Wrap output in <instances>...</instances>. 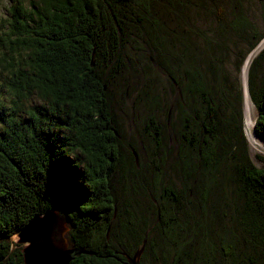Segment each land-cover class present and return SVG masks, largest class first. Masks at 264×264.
I'll list each match as a JSON object with an SVG mask.
<instances>
[{
  "label": "trees",
  "instance_id": "trees-1",
  "mask_svg": "<svg viewBox=\"0 0 264 264\" xmlns=\"http://www.w3.org/2000/svg\"><path fill=\"white\" fill-rule=\"evenodd\" d=\"M9 1L0 264H24L16 232L65 201L78 250L69 264H130L142 247L139 264H264V164L250 153L241 86L264 26L245 0ZM248 91L264 139V48ZM113 99L140 121L137 141Z\"/></svg>",
  "mask_w": 264,
  "mask_h": 264
},
{
  "label": "rangeland",
  "instance_id": "rangeland-1",
  "mask_svg": "<svg viewBox=\"0 0 264 264\" xmlns=\"http://www.w3.org/2000/svg\"><path fill=\"white\" fill-rule=\"evenodd\" d=\"M28 1V0H27ZM244 4V11L246 15L249 17L250 21L254 23L259 24V29L263 30V24H264V0H245L242 2V5ZM10 5V1L8 0H0V26H2V20L6 15V8H8ZM235 6L237 8L234 9V11H237V9L241 8V5L239 4V1L235 2ZM200 29L207 35L210 36V34L216 33V25L217 21L215 20H209V19H200ZM213 26V27H212ZM212 30V31H211ZM1 33V31H0ZM201 41H204V38L202 37L200 39ZM235 44L234 46H238L240 48H246L248 44L243 42V38L237 37V39H234ZM219 42V41H218ZM264 48V38L261 39L260 42L257 43L256 47L247 55V58L244 61V65L241 70V86L243 87V110H244V131L245 135L248 140L249 149L251 156L253 157L254 162L258 166H263L264 162L262 159L258 158L257 156H264V139H262L260 136H258L254 131L255 121L257 119V109L253 101L251 100L249 91H248V69L249 64L251 60ZM234 51L238 53V49L234 48ZM234 71V70H233ZM158 71L156 70L155 73ZM137 88L134 89L131 99L129 102L131 103L133 99H135L138 95L137 92H135ZM125 104V103H124ZM119 105L121 103L117 100H112L111 106H112V114L115 118L118 119L120 123H123L126 125L125 132H126V138L137 141V126L140 125V121L137 119L136 122L134 120V113L127 114L126 117H124V110H122ZM126 105V104H125ZM124 111V112H123ZM129 115V118H127ZM132 117V120L130 119ZM125 119V120H124ZM70 229L69 224H67V229L64 232L57 231V238L63 241H66L69 245V247H72V244L70 242Z\"/></svg>",
  "mask_w": 264,
  "mask_h": 264
},
{
  "label": "water",
  "instance_id": "water-1",
  "mask_svg": "<svg viewBox=\"0 0 264 264\" xmlns=\"http://www.w3.org/2000/svg\"><path fill=\"white\" fill-rule=\"evenodd\" d=\"M71 210L70 203L65 201L36 214L16 232L13 239L22 245L24 264H69L75 258L78 250L57 238V231H66ZM158 216L160 219L159 209ZM142 252L143 247L129 258L130 264H139Z\"/></svg>",
  "mask_w": 264,
  "mask_h": 264
}]
</instances>
